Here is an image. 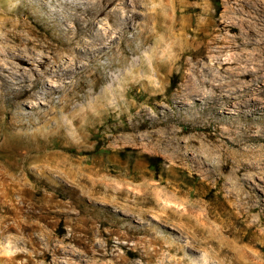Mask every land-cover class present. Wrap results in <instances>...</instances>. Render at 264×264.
I'll list each match as a JSON object with an SVG mask.
<instances>
[{
    "label": "rangeland",
    "instance_id": "obj_1",
    "mask_svg": "<svg viewBox=\"0 0 264 264\" xmlns=\"http://www.w3.org/2000/svg\"><path fill=\"white\" fill-rule=\"evenodd\" d=\"M99 1L0 0V11L15 10L13 19H26L36 31L41 26L62 34L64 26L54 22L53 13L58 10L62 18L74 12L62 3L81 2L87 8ZM136 1L127 0L132 19L124 63L109 66L120 51L117 42L108 41L111 47L97 58L83 54L77 68L70 66L67 75L54 77L58 89L50 95L43 94L41 84L30 87L34 95L12 109L23 114L26 125L12 132L8 146L18 156L4 158L15 165L18 182L14 189L0 190V255L5 264L8 250L17 256V264H264V169L249 178L252 188L240 192L232 188L231 168L224 166L244 140L237 106L229 103L221 124L231 132L211 137L216 124L207 122V113H197L202 107L181 109L173 98L181 71L196 78L197 68L203 77L216 78L215 84L223 83V94L254 98L250 134L256 140L242 147H254L264 156V69L256 71L264 68V0ZM112 7L119 8L116 19L126 13L122 4ZM220 21L227 25L219 26ZM111 24L103 16L97 27L105 33ZM65 28L75 30L76 24L69 20ZM147 30L151 36L142 45ZM249 31L256 33L250 36L254 39H248ZM113 36L121 40L120 33ZM213 38L219 42L212 43ZM23 42L27 39L16 41L0 28V71L23 53L30 63L23 65L26 78L20 84L33 86L45 74L43 51ZM198 48L205 51L202 62L186 64ZM57 56L65 66L71 61L65 51ZM156 57L160 78L153 69ZM222 65L238 74L251 70L247 84L255 82V87L233 83L229 73L219 71ZM92 71L104 76L97 87ZM46 77L52 79L48 73ZM144 78L148 83L142 84ZM20 80L14 79L18 88ZM160 118L170 119L169 129L152 125ZM165 130L183 145L194 140V146L182 151L189 161L175 160L165 143L151 139ZM216 139L226 145L230 159L221 162L223 152L218 150L206 158L204 168L215 172L207 177L194 158ZM204 240L208 245L200 243ZM44 250L50 252L48 260L41 256Z\"/></svg>",
    "mask_w": 264,
    "mask_h": 264
},
{
    "label": "bare ground",
    "instance_id": "obj_2",
    "mask_svg": "<svg viewBox=\"0 0 264 264\" xmlns=\"http://www.w3.org/2000/svg\"><path fill=\"white\" fill-rule=\"evenodd\" d=\"M135 2L137 1L135 0ZM120 4L123 5V8L125 9L127 14L124 12L125 14L121 16L120 19L119 18L116 19L115 15L119 10V8L117 9L112 6H117ZM62 5L65 7H70L74 10V12L72 13L69 12L70 14H66V15L63 14L62 18H59L58 10L53 13L52 18L54 22L56 23L59 22L62 25V27L64 26L63 28H61L63 30L62 34L50 33L48 29H44L41 26H38V30L36 31L34 30L35 28L32 25H30L26 19H19V20L13 19V16H15L16 14L15 10L0 11V28L4 29L8 33V35H10L16 41L18 40L22 41L24 39H27V42H23V44L32 43L36 48L41 49L43 51V55L40 61V65L45 67V74L40 73L33 86L20 84L22 82L20 79L26 78V71L23 65L30 63V58L23 53L17 54L15 56L17 63L12 64L11 67L2 68L0 71V78L3 81L2 85H0V190L14 189L15 187H17L18 182L17 183L14 182L16 181L15 178L17 175L15 174V172H13L15 165L10 164L4 158L6 156L10 158H16L18 156L17 154L18 151L16 150L17 151L16 152L15 149L13 148L10 149L8 146L11 145L12 142L11 141L12 132H14L16 128H23L26 125V122L23 119L22 113L19 112L18 115L16 113L14 114L12 109H15L17 107H22L23 103L27 101V100L23 101L22 99L24 97L27 98L34 95L32 94L30 87H36L39 84H41L43 94L50 95L52 92L58 89L57 86L52 82L54 77L56 76L63 77L64 75H67L71 71V69H69L70 66H72L71 68H74L75 66L77 68L78 63L82 60L84 55L91 54L97 58L100 54H102L103 51L111 47L106 44V42L108 43V41L109 44L112 42L114 43L117 42L120 51L117 57L111 58L109 63V66L111 68H114L118 64L124 63L125 62L124 60L127 59L129 55V49L127 45L128 43H130V38L126 36V30L129 29L132 15L128 14L130 10L128 9L127 0H100L95 7H87V8L82 6L83 4L81 2L78 3L64 2L62 3ZM103 16L107 17L109 21L113 23L111 24L112 27L106 29L105 33H103L97 27V22L101 20V17ZM69 20L75 22L76 24L75 30L74 29L71 30L70 28L66 30L65 25H67ZM226 25L227 24L225 22L222 21L219 22V26H226ZM114 32H118L121 34L120 41L116 40L118 36H113ZM34 34L35 36H33ZM253 34L255 35L256 33L253 31H249L248 33L249 40L254 39L250 37ZM84 35L88 36L89 39H84L83 38ZM150 36L151 33L149 30L143 32L142 45L148 42ZM245 39L246 37H242V40ZM215 42H219V40L217 38H213L212 43ZM243 43L248 44V41H242L241 44ZM209 47L210 46H207L206 48ZM204 49L198 48L197 50H194L191 53V58H186V64H191V60L196 61V64L201 63L202 61L199 59V57H205ZM60 51H65L71 55L70 57L71 61L66 66L65 63L57 62L59 61V56H57V53ZM134 52H138V50L135 49ZM229 63H233V61L230 60ZM52 66H55L56 69H52ZM210 68L212 69V67ZM137 69H135L134 71H136ZM153 69L157 77L160 78L161 77L160 71L162 70V66L157 61V57L153 63ZM262 69L264 68L259 67L256 68V71L260 72ZM206 70L208 69L206 68ZM96 71H92L90 75V77L93 80V85L95 87H97L104 79V76H102ZM219 71L229 73L231 77V81L233 83H235L234 81H238V82H245L247 84V78L249 76H253L252 75L253 72L251 70L247 69L246 72H242L238 74L236 72L230 71V67H226V65H222V67H219ZM194 72L196 73L197 76L196 78L192 77L191 75L187 74L184 71H181L182 82L179 85L173 97L177 105L181 107V109H185L186 105H190L193 108L201 106L202 107L201 110H199L198 108L197 113L201 115L207 113L209 116L207 122L216 124L215 133L210 136L224 137L226 132L228 133L231 132V129L226 131L225 128L221 126V124L223 123L224 115L227 111L226 109H228L229 103L233 102V105L237 106L238 112L242 117L241 122L244 127V140L239 141V143H237V145L241 147V150L240 151L236 150L235 152L231 151L230 152L231 159L226 156V154H228V150L224 147L226 145L223 144V142L219 143L220 140L216 139L211 146L204 149V151L202 152L204 155L202 156L199 155V158L198 156L197 157L195 156L194 162L196 163L197 167L204 168V166L206 165V161H205L206 158L211 157V155L215 154L217 150L220 153L223 152L220 155L219 159L223 163L225 162V160L230 159V162L227 161L226 163H224V166L231 168L230 170L232 171L231 172L232 179L235 180L233 182L232 188L234 190L235 189L239 191L241 190L242 192L245 190L247 191L249 188H252L251 186L252 183L250 182L249 178L255 177L256 172L258 173L262 172L257 169H261V170L264 169L263 154L257 153V150L254 147L248 148L250 146L248 142H255L256 140L254 136L250 134L251 127H253L252 124L254 123L253 115L255 114V111L253 109H249V107L252 105V103H254L253 101L254 98H247L245 97V95L241 98L243 94L235 95V92H234L235 95L234 97L231 95L223 94L224 93L223 83L215 84L216 78H214L215 80H211L203 77L199 72L198 68L195 69ZM46 73H48L50 75V78L52 79L47 78ZM14 79L18 81L20 80V82H17V84L20 85V88L15 86L16 82L14 81ZM141 82L142 84H146L148 83V80L144 78L141 80ZM255 85L256 83L254 82L247 84L246 86L247 88H251V87L254 88ZM5 87L9 88L10 90L4 91ZM207 87H209L210 89H207ZM82 88L83 86L80 85L77 89L80 90ZM144 91L147 92V89H144ZM166 98L169 99V97ZM63 108L65 109V105L63 106ZM169 124H170V119L164 120L163 118H160L157 120V122L155 123L153 122L152 125L153 126L164 125L169 129ZM140 126H144V123L130 126V128L134 129L135 127H140ZM134 130H136V128ZM171 135L172 133L169 130H165L164 132H162V134L159 133L158 131V133L151 134L150 137L152 140H157V142L165 143L167 148L173 151L172 155L175 160L189 161V158H187L186 154L183 153L182 151L184 149H189L192 146H194L193 145L194 140L191 139L187 141L185 145H183L182 143L177 142L174 136ZM201 142L202 144L204 143L203 141ZM242 145H247L248 147L243 148ZM217 146H219L218 149ZM24 157L26 159L29 158L28 155L27 156L25 155ZM202 159L203 161H201ZM55 165H57L58 167L61 166L62 163L56 162ZM205 171L207 177H212L215 174L213 170L205 169ZM69 174L71 176L73 175L77 176V174L74 172L73 173L69 172ZM245 176H247V178ZM83 178H80V180L82 181ZM1 211L2 209L0 208V212ZM191 225H194V223ZM200 243L203 245H208V242L205 240L200 241ZM5 253L11 255L9 257V262H8L9 264H17L16 263L17 256L14 254L13 251L8 250ZM41 256L45 260H48L50 258V252L48 250H44ZM238 257H240V255ZM0 264H5V257L3 255H0Z\"/></svg>",
    "mask_w": 264,
    "mask_h": 264
}]
</instances>
